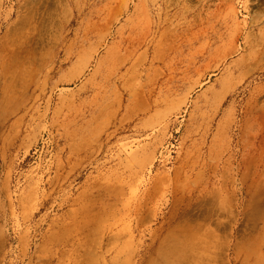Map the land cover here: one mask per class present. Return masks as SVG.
Wrapping results in <instances>:
<instances>
[{
	"label": "rangeland",
	"instance_id": "1",
	"mask_svg": "<svg viewBox=\"0 0 264 264\" xmlns=\"http://www.w3.org/2000/svg\"><path fill=\"white\" fill-rule=\"evenodd\" d=\"M0 264H264V0H0Z\"/></svg>",
	"mask_w": 264,
	"mask_h": 264
}]
</instances>
